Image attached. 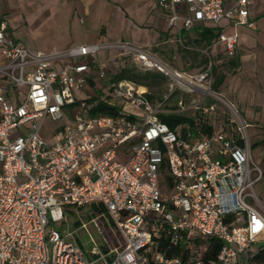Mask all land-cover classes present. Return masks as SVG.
<instances>
[{
    "label": "built area",
    "instance_id": "built-area-1",
    "mask_svg": "<svg viewBox=\"0 0 264 264\" xmlns=\"http://www.w3.org/2000/svg\"><path fill=\"white\" fill-rule=\"evenodd\" d=\"M157 3L184 48L182 31L220 29L196 73L173 70L130 41L31 49L0 23V264H264L254 261L264 249V166L252 159L248 124L229 104L226 122L204 131L214 102L193 96L224 101L212 90L208 49L220 46L233 57L239 37L221 21L254 29L253 0ZM108 48L121 49L137 69L172 79L170 92L152 102L147 86L111 81L109 102L118 112L88 115L91 66L78 59ZM95 66L102 78L104 64ZM172 88L174 108H166ZM173 111L192 121L170 127L159 113ZM47 121L58 124L47 130ZM92 203L104 207L122 240L109 249L92 246L88 256L50 223L66 208Z\"/></svg>",
    "mask_w": 264,
    "mask_h": 264
},
{
    "label": "rangeland",
    "instance_id": "rangeland-1",
    "mask_svg": "<svg viewBox=\"0 0 264 264\" xmlns=\"http://www.w3.org/2000/svg\"><path fill=\"white\" fill-rule=\"evenodd\" d=\"M111 2L116 5L125 4L124 0H111ZM38 5L41 4L38 3ZM252 6L253 20L256 25L254 29L245 25H239L235 29L228 25L226 20L221 21V24L226 26V33L236 32L238 34V43L233 57L226 56L220 46L208 49V55L211 57L213 66L216 67L212 74V83L218 75L224 76L218 89L212 90L217 92L224 101H217L211 97L204 100L202 94L196 93L193 96L197 101H206V104L214 102V110L211 114H207L205 120L215 129L220 128L226 122V114L229 113V104H231V112L235 110L240 118L248 124L246 132L252 159L264 166V0H253ZM128 8L132 17L139 20L140 14H137L135 4ZM43 10L41 8L37 10L35 0H10L7 4L2 2L0 18L3 17L12 30L9 34L11 37H8L19 39L29 48L45 51L54 49L64 51L67 49L66 46L95 42L96 35L106 34L107 29L111 40L125 38L133 41L134 38H137V42H139V37H135V34L130 38V34L123 27V19L117 9H113L112 13L107 14V17L103 14L104 19L100 18L98 31L95 21L91 18H84V22H80L78 16L69 18L63 10L61 13H53L52 9H50V13ZM153 12L151 9L149 13ZM147 24L149 23L144 22L140 26L159 31L160 35L156 41L141 47L149 49L173 70L196 73L201 69L203 63L201 61L206 59V53H202L204 46L193 41L195 34L192 33H196L197 28L182 31L183 45L186 46L184 48L170 29L164 30L166 26L161 19L157 24ZM120 50L108 48L89 57L79 58L78 61L88 62L90 59H95L97 65L104 64L105 74L101 79L106 80L120 69L122 63L132 66L128 57L120 55ZM230 59L236 65H230L228 62ZM62 60L69 59L63 58ZM138 71L143 72L140 69ZM172 81L169 77L164 76L159 85L151 87L157 101L164 94L170 92ZM172 91L176 92L177 90L172 88ZM125 110L132 111L133 109L126 106ZM188 113L192 114V111ZM57 124V122L47 121L46 129L54 128ZM254 143H257V146L253 147ZM258 190L264 192V180L258 185ZM104 212L99 209V205L96 203L80 207L74 206L63 215V218L57 222H51L50 226L58 229L66 239L79 244L85 254L90 256L92 246H97L100 250L109 249L122 240L121 235L116 234L113 224L105 214H102ZM207 245L208 242L200 245L202 252L206 251Z\"/></svg>",
    "mask_w": 264,
    "mask_h": 264
},
{
    "label": "trees",
    "instance_id": "trees-1",
    "mask_svg": "<svg viewBox=\"0 0 264 264\" xmlns=\"http://www.w3.org/2000/svg\"><path fill=\"white\" fill-rule=\"evenodd\" d=\"M220 32V29L217 27L207 26V27H198L197 31L195 33V38L193 39L194 43L200 44L204 47L211 44V42L218 36ZM202 67L206 63V59L202 60ZM230 65H236V63L233 60L228 61ZM89 65L91 66V74L88 77L87 85L84 89L85 94L87 95L86 101V113L90 116L93 115H104V114H110L114 115L118 112L120 109V106L115 103H110L109 98V90L108 84L111 81H116L120 79H128L131 81H134L138 84H142L148 87V90L150 91L149 94H147V98L151 100L152 102H157V100L154 98V95L151 91V87L157 86L161 83L162 79L164 78V75L157 71H138L134 65L132 66H126L124 63L121 64V67L118 71L114 72L108 79L104 80L101 78L99 81L96 79V66L95 64L97 61L95 59H90L88 61ZM201 67V68H202ZM216 70V67L213 66V71ZM224 76L218 75L214 82L212 83V89L217 90L218 87L222 84ZM171 96H175V92L172 93L169 97V105H165L166 108H174V98ZM162 98V97H161ZM159 117L161 120L165 123H167L170 127L174 128L179 123H183L185 121H192V119L184 114H178L176 112H160ZM214 129L213 125H204V131L211 132ZM253 147L257 146V143H254L252 145ZM100 210H104L103 206L99 207ZM70 210V208H66L64 210V214L67 213ZM220 247L219 243L214 244V248L211 251L212 255H215ZM254 261L256 262H264V249L260 250L255 256Z\"/></svg>",
    "mask_w": 264,
    "mask_h": 264
},
{
    "label": "crops",
    "instance_id": "crops-1",
    "mask_svg": "<svg viewBox=\"0 0 264 264\" xmlns=\"http://www.w3.org/2000/svg\"><path fill=\"white\" fill-rule=\"evenodd\" d=\"M10 0H0V4L2 2H5L7 4ZM125 4L122 5H116L111 0H35L36 2V8L38 9H44L43 11H53V13L59 12L61 13L62 10L67 13L69 18H72L74 16L79 17L80 22H84V20L87 18H91L93 21H95L97 31L99 26L100 18L103 20L104 16L107 17L108 13H112L113 9H117L119 11V14L121 18L123 19V27L126 29L127 33L130 34V38L133 37V34H135V37H139V42H137V38L133 41L125 38H116L114 40H111L109 38L108 29L106 34L102 35H96L95 42L92 43H79V44H93V43H116L119 41H122V39H125V41H130L136 45L145 46L147 43L154 42L159 37L160 33L159 31L149 29V28H143L140 25L144 22H148L147 25H154L157 24L158 21L161 19L162 22L165 24L166 28L164 30H167V22L164 15V11L159 7L157 0H124ZM40 3L41 5H38ZM135 4V9L137 14H140L138 17L139 20H135L128 8V6H131ZM112 8V9H111ZM153 10V13H149L150 10ZM253 6L249 9V18L251 20L254 19L253 14ZM103 14H105L103 16ZM85 18V19H84ZM0 23L5 24V34L8 37H11L9 34L12 32L11 28L8 27V23L3 17L0 18ZM9 31V32H8ZM168 31V30H167ZM173 31H171L172 33ZM190 34V33H189ZM195 34V33H192ZM17 42H20L17 38H11ZM170 41V40H168ZM21 43V42H20ZM22 44V43H21ZM24 45V44H22ZM78 45V44H75ZM25 46V45H24ZM74 46V45H71ZM71 46H64L65 48H69ZM28 47V46H26ZM29 48V47H28ZM34 49V48H31Z\"/></svg>",
    "mask_w": 264,
    "mask_h": 264
}]
</instances>
